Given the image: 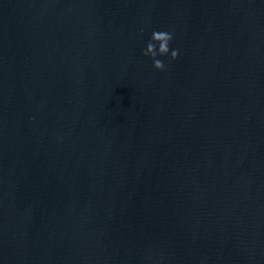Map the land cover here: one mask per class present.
Here are the masks:
<instances>
[{"label": "water", "instance_id": "water-1", "mask_svg": "<svg viewBox=\"0 0 264 264\" xmlns=\"http://www.w3.org/2000/svg\"><path fill=\"white\" fill-rule=\"evenodd\" d=\"M153 261L264 264V0H0V264Z\"/></svg>", "mask_w": 264, "mask_h": 264}, {"label": "clouds", "instance_id": "clouds-1", "mask_svg": "<svg viewBox=\"0 0 264 264\" xmlns=\"http://www.w3.org/2000/svg\"><path fill=\"white\" fill-rule=\"evenodd\" d=\"M143 32V29H141ZM173 41V32L171 30H153L150 37L142 49V55L150 59L152 62V68L156 72H165L167 64L165 63V58L168 63L174 62L179 55V52L175 48H170ZM151 260V257H149ZM163 257L160 258L162 261ZM153 264H160L159 261H153Z\"/></svg>", "mask_w": 264, "mask_h": 264}]
</instances>
